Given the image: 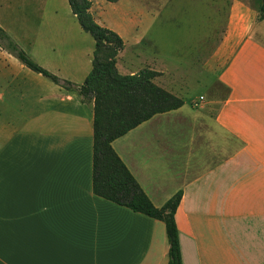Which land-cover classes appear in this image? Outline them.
I'll list each match as a JSON object with an SVG mask.
<instances>
[{"label": "crops", "instance_id": "0c3cea01", "mask_svg": "<svg viewBox=\"0 0 264 264\" xmlns=\"http://www.w3.org/2000/svg\"><path fill=\"white\" fill-rule=\"evenodd\" d=\"M229 1L202 63L224 96L186 108L159 71L183 105L113 142L156 206L182 192L183 264H264V2ZM94 50L40 61L78 87ZM0 59V264H168L164 221L93 191L94 102L5 49Z\"/></svg>", "mask_w": 264, "mask_h": 264}, {"label": "rangeland", "instance_id": "374dc122", "mask_svg": "<svg viewBox=\"0 0 264 264\" xmlns=\"http://www.w3.org/2000/svg\"><path fill=\"white\" fill-rule=\"evenodd\" d=\"M228 2L92 0L91 12L97 22L116 31L125 41L118 55L120 73L144 68L169 70L165 74L167 85L177 91L189 108L191 101L198 100L201 94L224 96L222 88L210 90L215 73L206 70L202 63L223 35ZM0 27L44 68L40 61L43 57L51 55L65 64L73 60L70 54L74 51L89 50L92 58L95 48L94 37L82 28L69 0H0ZM3 46L0 43V49H5ZM77 61L76 58L73 62ZM2 62L9 68L0 59V65ZM75 76L81 78L79 73ZM159 76L154 81L161 86L165 81ZM140 140L144 144L145 139Z\"/></svg>", "mask_w": 264, "mask_h": 264}, {"label": "trees", "instance_id": "16d2710c", "mask_svg": "<svg viewBox=\"0 0 264 264\" xmlns=\"http://www.w3.org/2000/svg\"><path fill=\"white\" fill-rule=\"evenodd\" d=\"M69 4L82 28L96 41L92 69L80 86L74 87L70 81L35 62L1 27L0 43L27 67L55 83L76 90L83 100L94 102V193L164 221L169 243L168 264H183L176 219L182 192L176 193L163 206H156L113 147L117 138L156 114L179 108L183 100L154 81L161 74L157 70L144 68L132 74L120 73L117 57L125 46L122 36L96 21L91 12L92 0H69ZM260 13L264 17V3Z\"/></svg>", "mask_w": 264, "mask_h": 264}]
</instances>
